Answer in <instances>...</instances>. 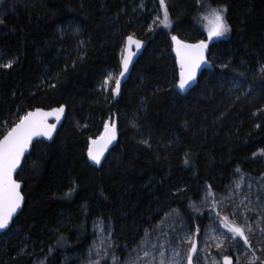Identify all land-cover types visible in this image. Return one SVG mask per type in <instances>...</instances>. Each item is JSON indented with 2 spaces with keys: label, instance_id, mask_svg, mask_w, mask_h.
<instances>
[{
  "label": "trees",
  "instance_id": "trees-1",
  "mask_svg": "<svg viewBox=\"0 0 264 264\" xmlns=\"http://www.w3.org/2000/svg\"><path fill=\"white\" fill-rule=\"evenodd\" d=\"M203 1L226 7L231 35L210 46L214 70L181 94L171 36L205 38L196 25ZM165 4L170 30L150 27L159 0L0 4V138L26 111L67 108L55 140L35 143L17 175L25 204L0 235V264L85 256L96 222L126 257L166 213L202 231L208 218L192 205L209 185L224 195L238 172L264 184V0ZM129 35L147 44L116 98L103 82L120 73ZM111 122L117 144L93 166L89 143ZM255 195L264 206V194Z\"/></svg>",
  "mask_w": 264,
  "mask_h": 264
},
{
  "label": "snow or ice",
  "instance_id": "snow-or-ice-1",
  "mask_svg": "<svg viewBox=\"0 0 264 264\" xmlns=\"http://www.w3.org/2000/svg\"><path fill=\"white\" fill-rule=\"evenodd\" d=\"M3 2L4 0H0V4ZM159 4L163 8V18L161 19L160 16H157L155 19L159 21L160 25L170 27L172 21L165 0H159ZM141 7H143V4H141ZM201 9L198 19L206 29V39L188 43L176 35L171 36L176 62L178 63L177 87L181 90L190 87L192 82L196 80L201 66L208 63L205 53L209 49V42L214 38L225 36L230 31V25L225 19L226 7L213 8L209 6L205 9V6L201 4ZM0 23H2V20H0ZM142 43L141 40L135 39L132 35L127 36L121 54L123 70L119 73V77L115 78L109 73L105 76L103 82L104 86H107L114 79L115 87L112 89L113 93L119 94L120 92V78L124 77L128 71L129 64L135 55L132 50L133 45L136 49H140ZM11 65L12 61L10 60L3 67L8 68ZM52 87H55V85H52ZM64 112V105L48 111L41 108L26 111L22 116L18 117V121L9 127L6 133L2 135V138H0V231L7 230L11 226L14 215L25 201V197L21 192V183L14 178V174H18V169L22 170V160L25 159V154L33 145L34 138L48 137L50 139L52 137L56 124L49 123L48 118L55 117L59 121ZM116 136L115 123H106L103 134L99 138L91 140L87 149L88 157L96 164H99L107 146L116 139ZM143 143L147 144L148 141L145 140ZM185 163H187V160H185ZM242 179L243 177L241 181L236 182L235 187L237 189L241 187ZM208 189L203 200L205 204H208L209 197H213L209 205L210 211L208 214L210 217L218 218L219 225H222L223 229H227L226 233L222 232L220 234V242L216 244V247L219 249L225 244L233 248L241 247V240L243 245L249 248L252 247L250 237L246 234V231L251 233L253 228L248 223L247 216L244 217L245 223L243 224L231 221L229 215L221 217L218 209L219 201L214 198V193L210 191V185ZM257 199L259 198L257 197ZM192 207L196 212L201 211V209L195 207L194 203ZM167 216L168 214L166 213L165 219H167ZM208 230L213 233L216 232V228L211 225ZM261 231L264 232V228H261ZM200 232L201 229L197 226L195 233L188 231L180 239L179 243L174 245L173 241L169 239L152 240L150 233L146 231L144 238L132 250L135 255L133 256L130 252L129 257L122 264H185V261L186 264H201V260L207 257L202 258L199 256L197 241L193 238L195 234ZM111 235V232L107 236L101 235L99 243L94 242V258L90 259L88 264H108L109 260L111 264H117L118 257L115 246L111 241ZM163 235L166 237L168 234L163 233ZM89 251L92 253L93 249L90 248ZM252 259L255 261L258 258L253 257ZM212 264H220V262L213 261ZM222 264H232V257L226 254L223 255Z\"/></svg>",
  "mask_w": 264,
  "mask_h": 264
},
{
  "label": "rangeland",
  "instance_id": "rangeland-1",
  "mask_svg": "<svg viewBox=\"0 0 264 264\" xmlns=\"http://www.w3.org/2000/svg\"><path fill=\"white\" fill-rule=\"evenodd\" d=\"M153 2L155 3V0H153ZM202 4L205 6V9H207L209 6L213 8H220L213 6L207 1H203ZM155 8L156 10L154 9L155 13L153 14L151 27H156L158 30H170L173 22L170 27L160 25L159 21H157L155 18L157 16H160L161 19L163 18V8H160V6H155ZM200 13L197 15L196 25L204 32V39H206V29L202 26L198 19ZM225 19L228 23L227 11L225 13ZM230 35L231 28L225 36L214 38L212 41H210L209 46H211L212 43L216 41L228 39ZM109 73H111L114 78L119 77V73L112 71ZM103 87L106 89V91H111L113 93L112 89L115 87L114 79L110 81L107 86H104L103 84ZM113 94L116 98L118 97V94ZM109 124H112V122ZM260 155L264 156V151H260ZM242 177L243 179L241 187L237 189L235 184L237 181H241ZM206 191L203 193L201 201L194 202L195 207L201 209L200 212L194 211L199 215L207 216L208 218L205 228L199 234H195L193 237L195 240H198L199 256L202 258L207 257L206 259L201 260V264H212L213 261H219L220 264H222L223 255L225 254L232 257V264H264V232L261 231V228H264V206L263 204L261 205L260 198L257 199V195H255H259V193L260 195L264 194V184L258 180L248 178L246 175L238 172L237 177L234 179L231 187H229L224 195H218L214 193V198L219 201L218 209L220 211L221 217L223 215H229L231 221L243 224L245 223L244 217L247 216V221L252 225L253 228L251 233L246 231V234L249 235L252 244V247L250 248L246 245H243L242 240L240 241V245H242L241 247L233 248L229 247L227 244L219 249L216 247V244L220 242V234L222 232L226 233L227 229H223L222 225H219L218 218L209 216V205L211 204V199L213 197H209L208 204H205L203 200ZM254 197L255 199L253 200ZM210 225L216 228L215 233L208 230ZM188 231L190 230H188V227L184 224V221L179 216V214L177 212H173L167 216V219L163 220V223L161 222L155 226L154 229L149 233L152 240L169 239L172 240L173 244L175 245L179 243L180 239L184 237ZM109 232H111L110 227H107L104 223H94L91 230V246H89V249L85 252V256H83L82 253H74L73 255L67 256L65 255L63 264H88V261L94 258V242L99 243V238L101 235L107 236ZM163 233H167L168 235L165 237ZM90 248L93 249L92 253L89 251ZM53 253L54 251L51 250V254ZM131 253L133 256L135 255L134 252L131 251ZM51 254L49 256H51ZM129 254L130 253H128L126 257H120L116 254L118 257L117 264H122V262L129 257ZM253 257H257L258 259L253 261ZM33 264H47V257L38 256L35 258ZM108 264H111L110 260L108 261Z\"/></svg>",
  "mask_w": 264,
  "mask_h": 264
},
{
  "label": "water",
  "instance_id": "water-1",
  "mask_svg": "<svg viewBox=\"0 0 264 264\" xmlns=\"http://www.w3.org/2000/svg\"><path fill=\"white\" fill-rule=\"evenodd\" d=\"M134 38H135V37H134ZM135 39H138V38H135ZM139 40H140V39H139ZM141 41H142L143 43H142V46L140 47V49H136L135 46L133 45L132 50H133V52L135 53V55L133 56L132 61H131V63L129 64V69H128V71L125 73L124 77L120 78V79H121V88H120V92H121V89H122L123 85L128 81V79H129V77H130V75H131V72H132V68H133V66L135 65V63L137 62L138 58L140 57V55L144 52V50H145V48H146V44H147L146 41H143V40H141ZM125 42H126V40H125ZM171 42H172V41H171ZM186 42H187V41H186ZM188 43H195V42H188ZM124 44H125V43H124ZM209 52H210V46H209L208 51L205 53V55H206V59H207L208 63H206V64H204V65L201 66V69H200V70L198 71V73H197V78H196V80H195L194 82H192V84H191L190 87H187L186 89H183V90H181V89H179V88L177 87V90L179 91V93H181V94H187V93H189V92L192 91L193 88L196 86L199 77L202 75V73H203L204 71H213V70H214V66H213V64L210 63V61L208 60ZM172 54H173V56L175 57V51H174L173 42H172ZM175 60H176V57H175ZM176 64H177V68H178V63L176 62ZM209 65H210V66H209ZM122 70H123V65H122V59H121V70H120V72H121ZM120 92H119V94H120ZM115 94H116V93H115ZM119 94H118V95H119ZM43 110L48 111L47 109H43ZM49 110H50V109H49ZM66 117H67V108H66V106H65V112L61 115V118H60L59 121H57V120L55 119V117H49V118H48V122H49V123H55V124H56V129L53 131L52 137H51L50 139H49L48 137H36V138H34L33 145L29 148V151L25 154V158L28 157V156L31 154V151H32L33 146H34L35 143H37V142H39V141H44V142H46V143H48V144H51V143L55 140L58 131L62 128V126H63V124H64V122H65V120H66ZM115 125H116V130H117V136H116V139L113 140V141L107 146V149L105 150L104 154H103L102 157H101L100 163H99V164H96L94 161L91 160L90 157H88L90 163H91L93 166H96V167L101 166V165L103 164V162L105 161L107 155H108V154L110 153V151L116 146L117 141H118V136H119V135H118V126H117V123H115ZM103 132H104V130H103ZM103 132H102V134H103ZM102 134H101V135H102ZM101 135H100V136H101ZM100 136H99V137H100ZM99 137H97V138H99ZM97 138H95V139H97ZM90 143H91V141H90ZM90 143H89V145H90ZM24 160H25V159H24ZM24 160H22V164H23ZM19 171H20V169L17 170L18 173H19ZM17 175H18V174H14V178L17 179ZM20 183H21V192H22V190H23V183H22V182H20ZM22 194H23V193H22ZM24 204H25V201H24V203L22 204L21 208L18 209V210H17V213L14 215V217H13V222H12L11 226H10L7 230L0 231V235L6 233L7 231H9V230L11 229V227H12L14 221L17 219V217H18V216L20 215V213L22 212L23 207H24ZM196 241H197V245H198V240L196 239Z\"/></svg>",
  "mask_w": 264,
  "mask_h": 264
}]
</instances>
